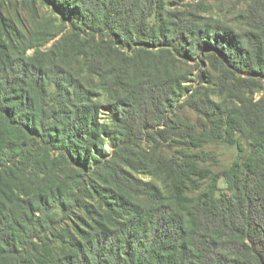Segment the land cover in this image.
Masks as SVG:
<instances>
[{"label":"trees","instance_id":"16d2710c","mask_svg":"<svg viewBox=\"0 0 264 264\" xmlns=\"http://www.w3.org/2000/svg\"><path fill=\"white\" fill-rule=\"evenodd\" d=\"M0 264H264V0H0Z\"/></svg>","mask_w":264,"mask_h":264},{"label":"rangeland","instance_id":"374dc122","mask_svg":"<svg viewBox=\"0 0 264 264\" xmlns=\"http://www.w3.org/2000/svg\"><path fill=\"white\" fill-rule=\"evenodd\" d=\"M221 8L223 11L222 13H220L219 10H217L213 13V15H217V16L220 15L224 20H230L236 17V15L238 14L237 11L234 10V7H231L230 3L222 5ZM205 149L208 152L215 153V155H217L219 159V164L212 166V169L216 173H220L226 167H228L233 162V160L235 159L237 155V152L235 149L230 148L225 145H222V146L221 145H207ZM205 166L209 167L210 165L207 164Z\"/></svg>","mask_w":264,"mask_h":264}]
</instances>
